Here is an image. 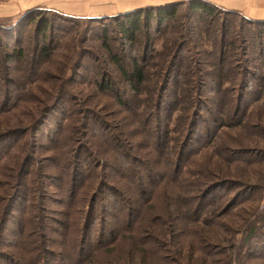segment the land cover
Here are the masks:
<instances>
[{
    "label": "trees",
    "instance_id": "obj_1",
    "mask_svg": "<svg viewBox=\"0 0 264 264\" xmlns=\"http://www.w3.org/2000/svg\"><path fill=\"white\" fill-rule=\"evenodd\" d=\"M184 6L189 14L181 16L180 8ZM221 9L203 0H187L147 6L114 16H76L112 21V25L103 27V50L132 94L148 99V103H144V114L153 113L149 119L137 113H133L132 121L124 118V123H129L133 129L122 131L119 136L99 134L97 130L96 135L114 150L113 156H108L99 147L98 154L105 159L111 158L109 164L121 163L119 168L114 165L115 176H110L115 183L107 179L102 181L97 185L98 194L95 193L83 211L80 209L77 198L83 202L94 181L100 179L95 171L100 166L96 167L95 160L90 157L92 163L88 169L85 166L81 174L69 176L72 185H68V180H62L64 186L56 191L64 197L61 203L68 210L65 220L57 221L43 213L39 216L30 214L19 223L13 244L15 251L12 252L3 249L9 204L0 196V264H232L234 249L239 246L242 250L238 249V253L244 256L247 245L263 229L264 212L250 214L253 219L244 224L241 239L229 229L231 236L226 240V249L231 248V252L218 255L216 250L222 249L219 244L225 229L223 221L240 216L247 208L245 204L240 206L238 200L217 208L222 197L215 193L222 188L231 189L232 185L245 189L248 183L259 186L261 183L252 182L264 181V74L258 75L264 70V21ZM198 12L213 21L222 14L238 17L239 30L245 31L247 25L249 29L256 26L257 32L251 31L244 40L238 36L229 37L228 18L219 19L221 24L217 28L209 27L204 31V35L215 31L221 33L220 39L212 42V50L205 44L202 33L200 40L187 41L201 50L202 56L180 60L176 51L180 43L173 44L181 37L180 28L184 27L181 21L190 23V14ZM51 13L70 17L47 7L30 8L18 16L16 25H33L31 37L27 36V42L32 43L34 50L31 59L22 45L25 41L22 36L19 40L14 27L0 28V32L15 33L10 37V49H7L10 45L0 42V49H4L0 52V60L5 64L18 62L24 65L14 67V76L10 67L0 66V72L2 69L7 72L6 76L0 75V81L22 88L26 86L25 81L27 84H46L50 94L43 93L44 98H52V91L57 89L55 84L52 85L54 80L71 81L70 77L52 78L47 74L45 66L52 59L55 32ZM174 23L177 26L173 29ZM156 34L167 36L160 50L152 46ZM169 35L173 42L167 44ZM118 40L119 45L111 43ZM127 47H135L141 53L128 57L125 55ZM95 58L97 64L94 66L100 69L95 80L100 94L110 96L120 106L130 105L127 96L132 94L117 88L111 78L110 74L115 71L98 65L100 61ZM174 74H177L176 78ZM209 80L214 83L213 96L204 98V88ZM167 93L171 98L165 102ZM248 97H252L249 102ZM251 102L255 106L249 105ZM45 103L40 102L32 108L42 112L44 107L46 112L36 119L42 114L38 113L29 124L33 131L52 112V106ZM6 107V101L0 105V140L32 130L25 119H20L17 106L8 118L3 117L13 110L6 112ZM203 110L212 118L214 135H208V132L203 138V142L208 143L201 147L198 143L193 148L198 117ZM126 112H132L131 106ZM232 112L234 119L229 121ZM21 113L27 114L24 109ZM15 118L25 127L12 125ZM76 150L72 148L73 157L81 160ZM50 164L52 166V157ZM44 175L48 173L44 172ZM248 194H241L238 199ZM117 198L121 202L114 200ZM97 200L102 203L100 207H97ZM31 207L29 205L32 210ZM236 208L240 210L236 212ZM38 209L49 212L45 205ZM206 256L213 258V262L208 263ZM254 260V264H264V253Z\"/></svg>",
    "mask_w": 264,
    "mask_h": 264
},
{
    "label": "rangeland",
    "instance_id": "obj_2",
    "mask_svg": "<svg viewBox=\"0 0 264 264\" xmlns=\"http://www.w3.org/2000/svg\"><path fill=\"white\" fill-rule=\"evenodd\" d=\"M50 7H52V5H50ZM180 12H182L179 14L181 16L187 13L189 14L187 6L181 7ZM69 16L70 17L66 16L68 18H63L58 15H51L52 19L55 20L52 59L49 65L45 64V67L47 69V74L52 76V78L65 76L66 78L70 77L71 81L54 80L52 85L55 84L57 89L52 91V98L50 96L44 98L43 96L45 92L50 94V89L46 84L37 82L27 84L25 81L27 87L24 86L25 88H22L0 81V105L6 101V112L12 110L14 106H17V114H19L20 119H25L27 126H30V129H32H29L30 131L27 132V134H18L0 140V196L6 198V202L9 204L7 208L8 221L6 222L4 230L5 246H3V249H6L8 252L15 251L13 244L16 238L15 235H17L19 231V223L23 219L28 218L30 214L33 213L39 216L43 213L44 216L50 215L57 221L65 220L68 210L64 203H61L64 201V197L56 193V191H58L59 187L64 186L65 183L63 181L65 180H68V185H72L69 176L81 174L85 166L88 169L92 163L90 157H92V160H95L96 167L100 166L98 171L95 170L100 179L94 181V185L92 184L93 186L89 189V193L83 202H81L80 197L77 198L80 209L83 211L90 199L94 197L95 193L98 194L99 190L97 185L102 181L107 179L115 183L110 176L113 174L115 176L116 169L114 165L116 167L121 163L117 162L114 165L109 164L111 158L105 159L104 156L98 154L99 147L101 152L105 151L108 156H113L114 150H111L110 147L104 144V141L96 135V133H98L97 130L99 134L111 133V135L119 136L122 131L133 129L132 127L130 128L129 123H124V118L132 121L133 116H135L133 113H137L140 117L145 119V117L153 113L149 114L150 112H148L144 114V103H148V99L145 96L132 94L133 92H131L119 79V74L113 69L107 58L106 52L103 50V27L112 25V21L105 19L102 21L79 19L76 16ZM190 17L191 21L188 24H185V20L181 21V23H184V27L180 28L181 37L173 44L180 43L176 50L180 55V60L183 58L202 56L203 53L200 52L201 50L194 48L192 44H187V41L190 39L193 41L200 40V35L202 33L205 44L212 50V42L220 39L221 33L215 31L204 35V31L209 27L211 29L217 28L221 24L219 19L228 18L227 29L229 31V37L238 36L244 40L246 35L249 33L251 35V31L257 32L256 26L249 29V27L245 25L246 33L245 31L239 30L240 20L238 17H225V15L222 14L217 20L213 21L203 14H200V12L194 13L193 15L190 14ZM18 20L19 17H16L11 21L0 22V28L11 29L14 27L13 30L19 33V40L22 36V39L25 41L22 45H25L27 55H29L31 59V57L34 56V50L32 43L27 42V36L31 37L33 25L31 23L27 24L26 27L25 25H16ZM172 26L174 29L177 24L174 23ZM262 29H264V27H262ZM14 34L15 33L0 32V42L3 41L5 46L10 45L7 46V49L11 47L12 41L10 37ZM109 35L112 37V34ZM166 37L167 36H159L156 34L152 46L155 45L156 49L160 50L166 43ZM171 42H173V37L169 35L167 44ZM111 43L113 45H119L120 40L116 42L111 41ZM1 51H4V49H0V52ZM139 53H141V50L135 47H127L125 55L129 57L136 56L137 54L139 55ZM95 57L100 61L98 65H101L105 69L109 68L115 71L110 75L111 78L114 79L117 88L119 87L122 91H128L129 94H132L127 96L130 105L126 107L120 106L110 96L100 94L95 82L99 76L100 70L94 66L97 64ZM0 62L1 67H10L12 76L15 75L13 70L14 67L24 66L23 63L18 62H8L6 64L1 60ZM260 74L263 75L264 70L258 75ZM0 75L6 76L7 72L2 69ZM176 77L177 74H174V78ZM212 81L213 80H209L204 88V98L213 96L212 89L214 88V83H212ZM27 96H29L27 99L28 102L25 101ZM165 97L166 102L171 98L170 93H167ZM7 98H11V100L8 101ZM251 99L252 97H248L247 101L249 102ZM45 101L49 107L52 106V112H50V114L48 113L49 115L46 117L44 123L40 127L36 126V130L33 131L32 126L29 124L33 122L38 113L42 114L36 119L46 113L44 107H42V112H36L35 108L38 106V103H45ZM253 104L255 106L254 102H251L249 105L252 106ZM33 106L35 107L34 110H32ZM130 106L132 112L128 113L126 109H130ZM22 109L26 110L27 114H22ZM14 111L16 110L13 109L11 112L4 114L3 117L8 118ZM195 112H198V110H195ZM211 114L213 116V113ZM149 118L150 117H148V119ZM198 119L199 123L196 128L194 141L191 144L193 148L196 147L198 143L199 147L208 143L203 142V138L207 136L208 132V135H214V124L210 114L206 110L202 111L201 117H198ZM232 119H234L233 112L229 121ZM162 122L164 123L165 121ZM14 123H16L17 127H25L22 122L21 124L17 122V118L11 121L12 125ZM206 124L208 126H206ZM73 147L77 148L76 151L79 152L77 157L81 155V160L73 157ZM134 156H137L136 153H134ZM51 157L52 166L50 164ZM43 161L44 164H41ZM44 172L45 174L48 173V175L45 176ZM87 172L86 170L85 174ZM63 175H65L64 179H62ZM263 182V180L261 182H252L261 183L259 186L248 183L244 186L247 187L245 189L238 188V185H232L231 189L222 188L215 193L220 198L222 197L221 201L218 200L220 204L217 208L223 207L227 202H229V204L237 203V200L240 206L245 204L244 207L247 208L244 213L240 212V216H236L234 219L226 218L223 221L225 223V229L222 234L223 241L219 244L222 249L216 250L218 255L219 253L224 254L225 251L231 252V248L226 249V240L231 236L230 230L233 229L234 233L239 234V238L241 239L244 224L253 219V216L250 217V214L253 215V211L254 213L258 211L264 212ZM101 187L99 189H101ZM113 187L115 188V186ZM104 191L105 189L102 194ZM253 191H256L255 194H253ZM244 193L250 194L245 197L241 196L238 199V197ZM114 200L117 202L120 201L118 198ZM97 201V207H100L102 203L100 200ZM69 202L74 203L76 201L69 200ZM253 202H255V204H252ZM29 205H32L31 208L32 210L34 209L33 211L29 208ZM43 205L48 207L49 212H47L48 209L46 211L47 213L38 209L39 206ZM257 206L258 210L256 211ZM239 208H236L235 211L238 212L240 210ZM261 228H263L261 233L257 234L256 239H253L245 248L244 256L238 253V249L242 250L241 246L234 249L235 252L233 253L232 264L256 263L254 257H258L260 254L264 253V224ZM52 236H54V234H52ZM221 257L220 255V258ZM205 258L208 263L213 262V258H209L208 256ZM197 263H199V261H197Z\"/></svg>",
    "mask_w": 264,
    "mask_h": 264
},
{
    "label": "crops",
    "instance_id": "obj_3",
    "mask_svg": "<svg viewBox=\"0 0 264 264\" xmlns=\"http://www.w3.org/2000/svg\"><path fill=\"white\" fill-rule=\"evenodd\" d=\"M181 1L187 0H0V22L11 21L22 12L35 7H47L72 16L101 17ZM203 1L251 20L264 21V0Z\"/></svg>",
    "mask_w": 264,
    "mask_h": 264
}]
</instances>
